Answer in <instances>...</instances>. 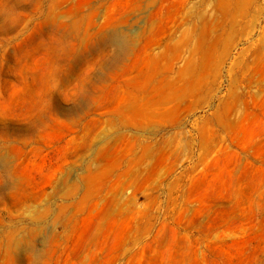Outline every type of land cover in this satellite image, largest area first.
Instances as JSON below:
<instances>
[{"label":"rangeland","instance_id":"374dc122","mask_svg":"<svg viewBox=\"0 0 264 264\" xmlns=\"http://www.w3.org/2000/svg\"><path fill=\"white\" fill-rule=\"evenodd\" d=\"M0 264H264V0H0Z\"/></svg>","mask_w":264,"mask_h":264}]
</instances>
